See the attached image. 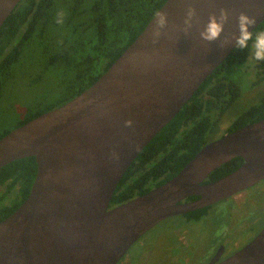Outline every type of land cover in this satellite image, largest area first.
Listing matches in <instances>:
<instances>
[{"label":"water","instance_id":"95a60500","mask_svg":"<svg viewBox=\"0 0 264 264\" xmlns=\"http://www.w3.org/2000/svg\"><path fill=\"white\" fill-rule=\"evenodd\" d=\"M22 0H0V29ZM189 7L197 16L183 31ZM229 11L224 35L241 12L264 21V0H167L168 26L152 42L154 17L88 89L0 139V170L34 156L28 198L0 221V264H117L162 220L209 206L264 179V118L207 143L178 175L110 208L127 169L234 50L206 44L212 13ZM197 20L199 21L197 23ZM251 30V29H250ZM131 121V126L125 122ZM243 164L202 184L230 160ZM198 195L199 199L182 201ZM220 264H264V227Z\"/></svg>","mask_w":264,"mask_h":264},{"label":"trees","instance_id":"16d2710c","mask_svg":"<svg viewBox=\"0 0 264 264\" xmlns=\"http://www.w3.org/2000/svg\"><path fill=\"white\" fill-rule=\"evenodd\" d=\"M59 0H22L0 29V99L15 67L23 60L33 41L51 49L47 66L62 63L74 74L66 83L63 96L40 107L39 102L27 107L16 125L0 132V139L11 130L38 115L55 109L94 84L145 29L167 0H73L61 6ZM66 0H60V3ZM66 17L57 24V12ZM67 33L60 36V29ZM264 30V21L257 27ZM91 31L89 39L80 38ZM254 64L257 79L252 87L264 82V62H256L251 47L234 49L225 61L204 81L193 97L139 153L119 182L110 208L124 204L172 179L210 141L220 117L242 95L233 78L236 66ZM215 115L213 118L212 116ZM264 118V95L244 110L227 133ZM242 157H236L216 171L205 182L216 181L238 169ZM37 173L34 156L17 159L0 170V221L13 213L29 196ZM12 197V198H11ZM11 200L9 201V199ZM196 195L186 200L196 199ZM210 207L185 213L189 221L200 220Z\"/></svg>","mask_w":264,"mask_h":264},{"label":"rangeland","instance_id":"374dc122","mask_svg":"<svg viewBox=\"0 0 264 264\" xmlns=\"http://www.w3.org/2000/svg\"><path fill=\"white\" fill-rule=\"evenodd\" d=\"M59 3V9L61 6L69 7L73 0H66L62 4ZM69 4V5H68ZM67 30L60 29V36H64ZM91 36V31L82 33L80 38L87 40ZM51 49H45L40 43L33 41L29 44L26 52L24 53L23 60L15 67L14 78L8 82L5 89L2 92L0 99V132L13 128L18 122L20 115L27 107L34 105L35 102H39L40 107H44L47 104L53 103L60 99L65 91L67 82L74 80V74L67 71V68L62 63H56L54 65L47 66V62L50 58ZM233 72L234 80L239 84L242 90L241 97L234 102L225 113L220 117L218 127H213L209 138L213 141L221 138L227 134L228 129L237 120L238 116L253 104L258 103L261 97L264 95V82L260 85L252 87V84L257 79V69L255 63L236 66ZM213 118L215 115L212 116ZM264 183V182H262ZM262 183H259L261 185ZM260 190L254 191L257 197V202L253 203L257 206L256 216L253 219L241 220L237 222V219L230 220V211L227 206V202L218 204L215 207H211L210 212L216 211L214 219V225L211 227L212 231L207 229L205 225H201L199 231L193 235L191 242V264H201L205 261V254L207 249L205 245L207 242L214 244L215 237L221 235L223 225L227 221H231L233 225L235 235L239 234L238 238L240 242L251 239L253 236H257L264 227V185ZM256 188V187H255ZM255 188L247 189L254 190ZM244 194H240L236 197L238 201L242 199ZM12 198V197H11ZM9 199V201L11 200ZM249 208L250 211L246 216L252 217L254 214L255 205ZM261 204V205H259ZM253 213V214H252ZM229 218V220H228ZM241 218V217H240ZM182 218H167L161 223L155 225L153 229L145 234L140 241L135 243L127 256H134L143 249L149 248V259L159 262L161 255L164 256V263L172 260L171 255L175 257L174 264H181L180 258L185 255V247L181 244L183 241L179 239V231L176 228L182 223ZM246 222V223H245ZM222 225V226H220ZM196 225L195 227H198ZM177 229V230H176ZM202 229H205L202 231ZM258 233V234H257ZM204 236V237H203ZM222 236V235H221ZM197 237V238H196ZM213 237V239H211ZM205 239L203 242L199 239ZM180 240V241H179ZM167 247L170 250L165 253L164 248ZM188 257V256H187Z\"/></svg>","mask_w":264,"mask_h":264},{"label":"flooded vegetation","instance_id":"af4514ba","mask_svg":"<svg viewBox=\"0 0 264 264\" xmlns=\"http://www.w3.org/2000/svg\"><path fill=\"white\" fill-rule=\"evenodd\" d=\"M262 182H264V179L261 180L260 182H258L257 184L253 185V186H250L248 188H245V189L239 191L238 193H236L234 195L223 198V199H221V200H219V201H217V202H215L209 206H206V207H210L209 213L205 217L201 218L200 220L189 221L185 218V216H184L185 213L169 217V218H176V217L182 218L181 219L182 223L180 225H178L176 228L179 231V234H178L179 239H181L183 241L181 244L185 247V249H187L186 247H188V250H185V254H184L185 256L183 258H180L181 264H191V261H192V259L190 257V255H191L190 253H191V249H192L191 248V242L193 239V235H195V233L197 231H199L200 226L205 225V226H207L206 227L207 229L209 228V230L212 231L211 227L214 225V219L216 216V211L210 212L211 207H215L220 203L227 202V201L232 199L231 202H227L228 203L227 206L229 207V211H230L229 212L230 213V216H229L230 220L237 219V222H240L241 220L243 221V220H247L250 218L253 219L254 215L256 216L258 205L253 204V203L257 202V197L255 195L256 193L254 191L260 190V188L263 187L262 185H264V183H262ZM208 183H211V182H205L204 181L202 184H208ZM259 183H262V184L259 185ZM252 188H255V189L250 191ZM247 189H250V190H247ZM240 194H244V195L242 196V199L240 201H238L236 199V197ZM196 197H198V198L192 199V200H186L187 199L186 198L182 201V203L195 201V200L200 198V196H198V195H196ZM252 204L255 205V209H253L254 214L252 213L253 216L249 217L250 215L249 216L244 215L250 211L249 208L252 207ZM259 205H261V204H259ZM164 220H162V221H164ZM166 220H167V218H166ZM228 220H229V218H228ZM161 222H159V223H161ZM196 225H199V226L195 227ZM220 226H222V225H220ZM152 229H153V227L150 230H148L146 233H144L135 243L140 241L142 239V237L145 234H147L148 232H150ZM204 230L205 229H202V231H204ZM235 233H236V231L234 232L233 225H232L231 221H227V223L223 225L222 232H220V234L222 236L217 235L215 237V241L213 242L214 244H210L209 242H207L205 245H203L206 247L207 253L205 254V261H203V263H201V264H220L223 261H225L226 259L233 256L239 250L244 248L247 244H249L256 237V235H255L251 239L245 240V242L244 241L240 242L238 236H239V234L242 235V233L240 232V233H238V235H235ZM211 239H213V237ZM204 240L205 239H203V238L199 239V241H201V242H203ZM131 247L124 254V256L118 261L117 264H174L173 262L175 261V257L173 255H171L172 260H169L166 263H164V260H165L164 256H167V255H161L162 257H161V259L159 258V262L150 260L149 259L150 257L148 255V254H150L148 252L150 250L149 248H143L138 253V255L137 254L135 255V257L132 255L127 256ZM164 250H165V253H167V254L170 251V250H168L167 247H165Z\"/></svg>","mask_w":264,"mask_h":264},{"label":"clouds","instance_id":"9594fccd","mask_svg":"<svg viewBox=\"0 0 264 264\" xmlns=\"http://www.w3.org/2000/svg\"><path fill=\"white\" fill-rule=\"evenodd\" d=\"M196 9L189 7L184 19L183 31L187 34L193 26V21L196 18ZM230 13L226 9H220L219 15L212 13L209 15L207 23L199 32L200 39L206 44L218 43L220 48L232 46L234 49L244 50L251 47L253 58L256 62H264V30H257L256 17H250L244 12H241L237 17V32L224 35L225 25L229 21ZM66 13L63 9L57 12L56 23L63 24ZM154 26L152 27V42L155 44L159 38L165 34L164 30L168 26V14L164 11H159L154 17ZM199 21L197 20V23ZM251 29V30H250ZM131 121H126V126H131Z\"/></svg>","mask_w":264,"mask_h":264}]
</instances>
